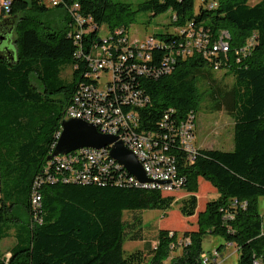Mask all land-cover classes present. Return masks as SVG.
<instances>
[{
  "label": "trees",
  "instance_id": "trees-1",
  "mask_svg": "<svg viewBox=\"0 0 264 264\" xmlns=\"http://www.w3.org/2000/svg\"><path fill=\"white\" fill-rule=\"evenodd\" d=\"M195 1L145 0L133 6L118 0H59L55 7L64 16L60 27L48 18L52 9L45 0H12L8 12L1 8L0 242L14 229L15 243L10 257L0 252V264H202L208 235L234 244L239 264H264V218L258 210V200L264 197V0L253 5L250 0H217L213 7V1L205 0L198 10ZM75 4L79 8H73ZM140 12L153 16L171 12L177 29L191 24L213 42L224 30L231 36L230 50L208 60L199 54L188 58L179 54L185 32H161L147 61L159 76L123 74L149 97L146 106L137 108L141 129L163 140L169 133L168 152L175 157L186 191L180 200L178 191L131 184L133 176L116 167L99 182L65 181V168L48 159L75 93L83 85L100 83L88 60L94 44H103L99 30H121L127 37ZM76 16L84 18L82 26L89 32L79 33ZM6 24L13 26L11 30ZM250 40L252 52L237 54ZM112 41L111 53L117 59L125 44ZM168 56L173 58L170 63ZM131 62L129 58L125 66ZM167 64L172 66L170 73H165ZM216 66L234 78L230 90L217 88L210 94L234 119V147L199 148L190 161L177 125L197 114L207 92L200 89L201 81L215 88L210 70ZM67 67L72 68L69 80L62 77ZM201 178L218 191L217 197L203 203L198 197ZM38 189L43 201L36 210L32 195ZM243 201L246 207L240 205ZM178 202L185 217L183 229L159 227L155 245L146 242L144 248L126 252L125 240H142L138 233L143 221L133 213L160 209L167 217ZM127 212L134 215L130 223L124 219ZM180 240L182 252L172 254Z\"/></svg>",
  "mask_w": 264,
  "mask_h": 264
},
{
  "label": "built area",
  "instance_id": "built-area-1",
  "mask_svg": "<svg viewBox=\"0 0 264 264\" xmlns=\"http://www.w3.org/2000/svg\"><path fill=\"white\" fill-rule=\"evenodd\" d=\"M58 2L59 0H54L53 5L58 4ZM216 4L217 2H213L211 7L216 6ZM11 5L12 0H0V8H4L6 12L10 10ZM73 8H79V5L75 4ZM83 21L84 18L76 16L79 33L88 31L82 26ZM101 30L103 31V29ZM105 32L101 35L102 46H94L92 53L87 55L93 67L92 72L100 83L97 87L92 84L81 86L79 93H75L73 102L67 107L65 118H79L95 123L100 132L118 136L119 140L123 141L125 146L133 151L142 162L147 176L151 179L149 183H141L136 178H129L131 184L145 189L178 191L182 188L184 180L180 176L175 157L168 152L169 133L165 136L166 140H163L157 138L154 133L141 129V119L137 108L146 106L149 97L145 94L142 86L135 83L136 81L133 85L123 78V74L131 76L134 71L145 76L155 72L153 76H159L160 72L156 71L152 65L149 66L147 61L152 59L150 49L159 44L160 40L155 36H150L145 40L133 39L130 32L126 37V34L121 30H115L114 33L109 30ZM177 32L186 33L185 42L179 51V54L184 58L199 54L208 60H212L215 54H226L230 50L229 41L226 40L227 32L223 31L214 42L208 38L209 34L203 29L194 31L191 24L185 29H178ZM77 37H80V34ZM115 38L119 43L125 44L124 52L117 59H114L111 53L112 40ZM253 43V40H250L237 53L250 54L254 46ZM129 58L132 62L125 66L126 63L124 62ZM166 60L167 63H170L173 58L168 56ZM164 70L165 73H170L172 66L167 64ZM103 73L106 74V80L102 85ZM110 83L111 88L107 90L106 87ZM196 115L195 113L189 114L177 125L180 145L188 154L190 161L195 158L197 153V149L194 148ZM166 118L168 119V115ZM163 125L168 126V123L165 122ZM54 159L67 171V175L63 176L65 181L99 182L112 167L126 171L122 164L110 156V147L101 149L82 148L67 154H60L52 158V160ZM42 201L43 195L38 189L32 195L33 208L39 209ZM235 204H237L236 200ZM240 205L246 207L247 202L243 201ZM219 257L220 252L214 249L210 254L203 255L202 264H218ZM256 264L259 262L257 261Z\"/></svg>",
  "mask_w": 264,
  "mask_h": 264
},
{
  "label": "rangeland",
  "instance_id": "rangeland-1",
  "mask_svg": "<svg viewBox=\"0 0 264 264\" xmlns=\"http://www.w3.org/2000/svg\"><path fill=\"white\" fill-rule=\"evenodd\" d=\"M51 1L52 0H45L46 4L52 9L51 13H49L47 16L56 26L60 27L64 23V16L61 13L62 11H57L58 9L52 5ZM118 1L131 3L133 6H137L138 3L143 2L145 0ZM210 1L216 2L217 0ZM259 1L260 0H250L249 2L253 5ZM203 2H205V0L195 1L196 10L199 9L200 4ZM171 17V12L163 13L158 16H153L150 12H140L137 15V18L132 21L130 25L132 38L145 40L149 36H160L158 34L161 32H177L178 29L176 28V26H173V24L171 23ZM106 30L107 28L103 30L104 34L106 33ZM224 32H227L228 34V36H226V40L230 41L231 36L229 31L224 30ZM12 37H15L14 33H12ZM246 41H248V38L246 39ZM246 41L244 46L246 45ZM210 72L213 76V79H215L217 83L213 84L215 88L212 89L211 85L209 84V81L203 80L200 82V89H207V92L203 95L202 101L197 111L194 148L232 150L234 147V119L223 106H218L217 102L210 97V94L214 89L217 88H224L225 91L230 90L234 83V78L230 73H227L225 69L210 70ZM105 75V73L102 74V85L106 80ZM71 76L72 68L67 67L64 70L62 77L65 80H69ZM207 183L210 184L205 179H200V188L198 193L201 197V203L205 201V198L211 199L218 196L217 189L211 185L214 188L212 189V187ZM175 194L180 200L181 198L186 196V191L181 188ZM179 202L174 204L173 208L169 211L167 217L164 216V212L160 209H146L141 211V213H133L137 214V216L142 218V231L138 233V235L141 236L142 240H125L124 249L126 250V252L129 253L137 249H142L146 245V242H151L153 245H155L159 227L164 226L183 229L185 227V217L179 211ZM200 202L198 207H200ZM258 210L264 218V197H260L258 200ZM133 214L129 212L125 213L124 219L130 223L131 221H133ZM21 216L26 217L24 216V213ZM10 232V237L0 242V252L3 254V257L6 258L11 256V253L9 251L12 245L15 243V230L12 229ZM131 234H134V232L131 231ZM181 240L177 244H175L176 249L172 254H180L182 252L180 245ZM219 246H222V248L220 251V257L218 258V264H239V249L235 245L227 244L226 240L223 237L216 235H208L203 241V248L206 254H210L214 249L218 248Z\"/></svg>",
  "mask_w": 264,
  "mask_h": 264
},
{
  "label": "water",
  "instance_id": "water-1",
  "mask_svg": "<svg viewBox=\"0 0 264 264\" xmlns=\"http://www.w3.org/2000/svg\"><path fill=\"white\" fill-rule=\"evenodd\" d=\"M3 39L4 37L1 38L2 41ZM106 147H110V156L122 164L138 181L141 183L151 182L141 161L125 146L123 141L119 140L118 136L104 134L95 124L79 118L62 121L61 132L48 159L82 148L101 149Z\"/></svg>",
  "mask_w": 264,
  "mask_h": 264
},
{
  "label": "bare ground",
  "instance_id": "bare-ground-1",
  "mask_svg": "<svg viewBox=\"0 0 264 264\" xmlns=\"http://www.w3.org/2000/svg\"><path fill=\"white\" fill-rule=\"evenodd\" d=\"M52 5H53V2H52ZM57 5V4H56ZM56 5H53V6H56ZM103 30H105V27L104 28H102ZM90 30H88V32H89ZM99 32H100V35H102L103 34V31L102 30H99ZM102 32V33H101ZM130 33H131V31H130ZM156 37V36H155ZM158 38H159V36H157ZM229 41V40H228ZM94 46H96V44H94ZM93 124H95V123H93ZM97 126V125H96ZM97 128H98V126H97ZM61 132V131H60ZM59 132V133H60ZM59 135V134H58ZM79 150V149H78ZM75 151H77V150H75ZM72 152H74V151H72ZM133 152V151H132ZM138 158V157H137ZM142 163V162H141ZM144 168V167H143ZM126 169V168H125ZM127 170V169H126ZM130 174V173H129ZM132 176V175H131ZM133 178H135L134 176H133Z\"/></svg>",
  "mask_w": 264,
  "mask_h": 264
},
{
  "label": "flooded vegetation",
  "instance_id": "flooded-vegetation-1",
  "mask_svg": "<svg viewBox=\"0 0 264 264\" xmlns=\"http://www.w3.org/2000/svg\"><path fill=\"white\" fill-rule=\"evenodd\" d=\"M5 27H9V28H10V27H11V25H9V24H6V25H5ZM12 27H13V26H12ZM12 27H11V28H12ZM11 28H10V30H11Z\"/></svg>",
  "mask_w": 264,
  "mask_h": 264
},
{
  "label": "crops",
  "instance_id": "crops-1",
  "mask_svg": "<svg viewBox=\"0 0 264 264\" xmlns=\"http://www.w3.org/2000/svg\"><path fill=\"white\" fill-rule=\"evenodd\" d=\"M198 197H199V199H201V197H200V195L198 194ZM227 244H232V243H227ZM232 245H234V244H232ZM217 249V248H216ZM220 254H221V252H220Z\"/></svg>",
  "mask_w": 264,
  "mask_h": 264
}]
</instances>
